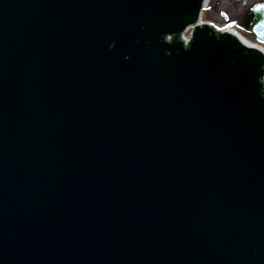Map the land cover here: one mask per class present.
I'll use <instances>...</instances> for the list:
<instances>
[{
	"label": "water",
	"instance_id": "95a60500",
	"mask_svg": "<svg viewBox=\"0 0 264 264\" xmlns=\"http://www.w3.org/2000/svg\"><path fill=\"white\" fill-rule=\"evenodd\" d=\"M208 2L0 0V264H264V49Z\"/></svg>",
	"mask_w": 264,
	"mask_h": 264
},
{
	"label": "rangeland",
	"instance_id": "374dc122",
	"mask_svg": "<svg viewBox=\"0 0 264 264\" xmlns=\"http://www.w3.org/2000/svg\"><path fill=\"white\" fill-rule=\"evenodd\" d=\"M262 1L264 0H209L202 18L218 27L229 26L249 42L264 48V44L258 42L249 29L254 20L252 7Z\"/></svg>",
	"mask_w": 264,
	"mask_h": 264
},
{
	"label": "bare ground",
	"instance_id": "6f19581e",
	"mask_svg": "<svg viewBox=\"0 0 264 264\" xmlns=\"http://www.w3.org/2000/svg\"><path fill=\"white\" fill-rule=\"evenodd\" d=\"M222 28V27H221ZM225 28H228L229 30H234V31H236L235 29H232L231 27H229V26H226ZM237 32V31H236ZM248 41V40H247ZM259 46V45H258ZM262 47V46H261Z\"/></svg>",
	"mask_w": 264,
	"mask_h": 264
}]
</instances>
